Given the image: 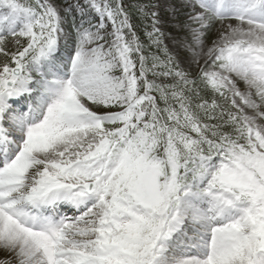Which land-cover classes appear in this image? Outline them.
<instances>
[{"label":"snow or ice","instance_id":"1","mask_svg":"<svg viewBox=\"0 0 264 264\" xmlns=\"http://www.w3.org/2000/svg\"><path fill=\"white\" fill-rule=\"evenodd\" d=\"M184 4L195 76L145 6L0 0V264H264V0Z\"/></svg>","mask_w":264,"mask_h":264},{"label":"rangeland","instance_id":"2","mask_svg":"<svg viewBox=\"0 0 264 264\" xmlns=\"http://www.w3.org/2000/svg\"><path fill=\"white\" fill-rule=\"evenodd\" d=\"M51 2L58 8V10L61 11V15H63L62 12L65 7L55 0H51ZM176 2L177 4L183 5L185 7L184 0H157V12L159 13L157 17L159 21L158 27H160L161 31L164 33V44L167 46L171 54L180 61L181 67L196 73L197 66L195 64L189 65L188 63L189 51L187 44L190 39L189 29L187 27L188 12L184 13L185 17L180 18L177 14V9L175 6ZM225 23H228V21H225ZM218 28L219 23L213 22L211 28L205 33V46L210 47L212 41L217 39ZM8 39V41L6 40V50L9 52H14L16 50L15 43L11 37ZM6 60V57L0 55V65L5 63ZM200 63L203 64V59L200 60ZM238 86L241 88V90H243L242 84ZM20 104L22 107L23 102L21 101ZM246 112L249 116L255 115L251 110L246 109ZM256 123L264 125V120L257 118ZM0 259H11V257L0 251Z\"/></svg>","mask_w":264,"mask_h":264},{"label":"trees","instance_id":"3","mask_svg":"<svg viewBox=\"0 0 264 264\" xmlns=\"http://www.w3.org/2000/svg\"><path fill=\"white\" fill-rule=\"evenodd\" d=\"M58 3L68 7L69 5H74L76 3H83V0H56ZM124 6L128 13L130 14L131 21L134 26V30L136 31L137 35L140 37L141 42L147 45V37L145 33L147 31H151V18H145L142 16L138 11H137V6H145L146 10L149 12H156L158 11V4L157 0H123ZM176 9H177V14L180 18L185 17L184 13L188 12L189 9L184 7L183 5L180 4H175ZM186 10V11H185ZM159 14V13H157ZM158 16V15H157ZM91 18V17H89ZM80 22V17L74 12L70 13L66 17V23L64 25L65 31H70L72 28V25L74 23L78 24ZM93 22L95 20L93 19ZM70 41V40H69ZM153 51H155L153 49ZM169 51V50H168ZM170 52V51H169ZM171 53V52H170ZM158 55H162L161 53H157ZM185 69V68H184ZM186 71H189L193 76H195V72H191L188 69H185ZM202 95H205L206 98L211 99V94H205L202 93Z\"/></svg>","mask_w":264,"mask_h":264},{"label":"bare ground","instance_id":"4","mask_svg":"<svg viewBox=\"0 0 264 264\" xmlns=\"http://www.w3.org/2000/svg\"><path fill=\"white\" fill-rule=\"evenodd\" d=\"M62 211H67V209L65 208V209H62ZM69 214H71L70 212H69Z\"/></svg>","mask_w":264,"mask_h":264}]
</instances>
